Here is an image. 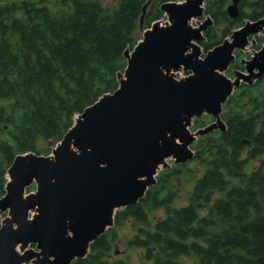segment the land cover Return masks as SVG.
<instances>
[{
  "label": "trees",
  "instance_id": "16d2710c",
  "mask_svg": "<svg viewBox=\"0 0 264 264\" xmlns=\"http://www.w3.org/2000/svg\"><path fill=\"white\" fill-rule=\"evenodd\" d=\"M171 1L0 0V197L16 155L50 154L45 142H59L75 116L118 87L124 51ZM227 4L204 2L212 19L199 43L205 51L245 18L264 15V0L241 3L235 19ZM220 117L224 130L198 136L191 160L170 161L137 203L115 212L113 225L89 246L99 256L92 262L106 264L101 256L129 222L137 230L127 246L143 248L151 264H181L180 256L194 264H264V77L235 87ZM209 120L204 114L193 126Z\"/></svg>",
  "mask_w": 264,
  "mask_h": 264
},
{
  "label": "water",
  "instance_id": "95a60500",
  "mask_svg": "<svg viewBox=\"0 0 264 264\" xmlns=\"http://www.w3.org/2000/svg\"><path fill=\"white\" fill-rule=\"evenodd\" d=\"M241 1L229 0V18L238 17ZM204 2L161 4L167 20L152 22L124 51L118 87L84 108L50 154L14 157L0 197V213H8L0 222V264H71L84 257L113 225L115 212L137 203L155 183L165 160L188 162L198 136L224 130L222 105L234 88L264 75V46L244 61V72L233 79L224 74L264 17L246 20L200 57L198 42L212 25ZM198 17L202 22L193 27ZM180 70L188 75L177 79ZM204 114L212 121L190 132ZM30 244L34 248L25 250Z\"/></svg>",
  "mask_w": 264,
  "mask_h": 264
},
{
  "label": "rangeland",
  "instance_id": "374dc122",
  "mask_svg": "<svg viewBox=\"0 0 264 264\" xmlns=\"http://www.w3.org/2000/svg\"><path fill=\"white\" fill-rule=\"evenodd\" d=\"M105 3H110L111 0H103ZM184 0H176L175 2L177 3H180ZM249 1V0H248ZM226 8V7H225ZM244 12L245 13H248L249 12V9L247 7H244ZM166 16H164L162 19H161V23L165 22L166 21ZM202 17H198V18H195L193 19L190 24L193 26V27H196L198 25V23L202 22ZM246 20H249V19H246L245 18V21ZM224 27V25H220L217 27V32H220V30ZM143 30H144V27H141L139 31H137L136 33V37L138 39L142 38V35H143ZM204 32V31H203ZM202 32V34H203ZM199 44V42H198ZM200 46V51H201V54H200V57H203L207 51H205L203 49V47L201 45ZM264 46V29H262L260 32H258L255 37H254V42L253 43H249L248 46L243 49V50H238V51H235L234 52V59L232 61L233 64H235V66H233V64L231 63L228 67V69L224 72V74L230 78V79H233L235 74L237 72H244V61L248 60L251 56H253L254 52L258 51L261 47ZM130 51L132 49H129ZM232 65V66H231ZM179 75H186V72H182L180 71L179 72ZM253 81V80H252ZM210 121V120H209ZM208 121V122H209ZM207 122V123H208ZM211 122V121H210ZM209 124V123H208ZM188 130L190 132H193L194 130H196V128H194L193 124L191 126L188 127ZM45 146L47 148H53L55 145L53 142H45L44 143ZM170 159H167L165 160V163L167 165H169L170 163ZM254 165L256 166V163H254ZM7 178V177H6ZM32 187V186H31ZM30 187V188H31ZM34 189V186L31 188V190ZM180 204H184L183 201L180 202ZM158 216H162V213L161 211H158ZM6 216H8V213L6 212H3V213H0V222L2 221L3 218H5ZM136 230L137 228L136 227H133V225L129 222L127 223H124L121 227L117 228L116 230V233H117V237H116V240L114 241L115 244H112V253L115 252V249H118V250H123L125 249V253L127 254V261L130 263V264H140V249H137V248H134V249H130L128 248V246H125L124 244V241L127 240V239H130V237L136 233ZM117 245V246H116ZM31 248H34L32 244H30L29 246H27L26 248H24L25 250H29ZM16 251L19 253V254H22V251L23 249H21L19 246L16 247ZM122 255L120 257H116V258H113V259H117V258H121ZM123 258V257H122ZM184 263L185 264H194V261L190 258H187V259H184ZM31 264V263H30Z\"/></svg>",
  "mask_w": 264,
  "mask_h": 264
},
{
  "label": "flooded vegetation",
  "instance_id": "af4514ba",
  "mask_svg": "<svg viewBox=\"0 0 264 264\" xmlns=\"http://www.w3.org/2000/svg\"><path fill=\"white\" fill-rule=\"evenodd\" d=\"M246 1H247V0L241 1V2L239 3V6H240L241 3H244V2H246ZM228 3H229V0H228ZM239 11H240V10H239ZM262 17H264V15H263ZM262 17H260V18H262ZM207 28H209V27H207ZM262 29H264V24H263V28H262ZM262 29H261V30H262ZM203 33H204V32H203ZM248 41H249V43H250V42L253 43V42H254V37H253V40H252V37L250 36V37L248 38ZM249 43H248V44H249ZM248 44H247V46H248ZM247 46H246V47H247ZM246 47H245V48H246ZM237 51H238V50H237ZM262 77H264V75H263ZM262 77H261V78H262ZM258 79H260V78H258ZM255 80H257V79H255ZM253 82H254V81H253ZM96 239H97V238H96ZM127 242H128V240H125V241H124L125 246H127ZM112 244H115V243H112ZM112 244H111V245H112ZM111 245L109 246V250L101 256L102 260L105 261L106 264H130V263L127 261V257H128V256H127V254L125 253V249H123V250L115 249V252L112 253V251H111L112 246H111ZM116 246H117V245H116ZM128 248H130V249H134V248H136V247H128ZM137 249H140V251H141L140 256H139V258H140V264H151V261L148 260L147 257H146L145 250H144L143 248H137ZM121 255H122L123 258L121 257V258L113 259V258H116L117 256L120 257ZM97 257H99V256H98V255H94V254H92L91 251L88 250V252L85 254L84 257H82V258H77V259L73 260V261L71 262V264L76 263V262H75L76 260H87V259H90V261H87V262H90L91 264H95L94 262H92V259H95V258H97ZM187 258H189V257L180 256V257H179V261H178V263L185 264V263H184V259H187ZM189 259H190V258H189Z\"/></svg>",
  "mask_w": 264,
  "mask_h": 264
},
{
  "label": "built area",
  "instance_id": "2783aa9c",
  "mask_svg": "<svg viewBox=\"0 0 264 264\" xmlns=\"http://www.w3.org/2000/svg\"><path fill=\"white\" fill-rule=\"evenodd\" d=\"M183 76H184V75L181 76V75H179V73H177V77H178V78L183 77Z\"/></svg>",
  "mask_w": 264,
  "mask_h": 264
}]
</instances>
